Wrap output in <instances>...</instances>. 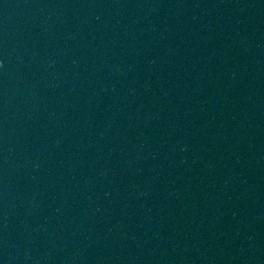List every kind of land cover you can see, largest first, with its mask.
<instances>
[{
	"label": "water",
	"instance_id": "1",
	"mask_svg": "<svg viewBox=\"0 0 264 264\" xmlns=\"http://www.w3.org/2000/svg\"><path fill=\"white\" fill-rule=\"evenodd\" d=\"M0 264H264V0H0Z\"/></svg>",
	"mask_w": 264,
	"mask_h": 264
}]
</instances>
